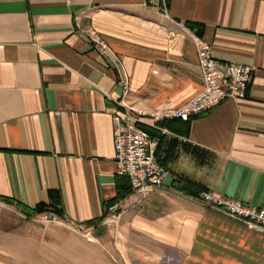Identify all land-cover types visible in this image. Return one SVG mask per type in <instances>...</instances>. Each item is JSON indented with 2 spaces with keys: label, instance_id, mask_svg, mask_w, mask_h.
Instances as JSON below:
<instances>
[{
  "label": "crops",
  "instance_id": "0c3cea01",
  "mask_svg": "<svg viewBox=\"0 0 264 264\" xmlns=\"http://www.w3.org/2000/svg\"><path fill=\"white\" fill-rule=\"evenodd\" d=\"M191 35L253 79L245 99L193 117L187 137L166 130L200 152L176 148L169 171L264 209V0H166L165 11L146 0H0V206L35 227L25 212L57 192L61 219L93 230L62 241L78 264H264V236L171 180L144 201L131 190L115 201L130 185L116 175L113 114L158 132L151 114L202 92ZM114 203L124 213L101 225ZM18 229L0 238L46 250Z\"/></svg>",
  "mask_w": 264,
  "mask_h": 264
},
{
  "label": "built area",
  "instance_id": "2783aa9c",
  "mask_svg": "<svg viewBox=\"0 0 264 264\" xmlns=\"http://www.w3.org/2000/svg\"><path fill=\"white\" fill-rule=\"evenodd\" d=\"M148 5L166 10V0H146ZM90 40L101 49L106 50L99 36L89 34ZM197 53V65L200 72L203 90L187 104L177 110H166L150 115L153 129L161 135L166 130L156 126L163 121L181 120L187 122L193 117L206 113L224 100H242L247 97L250 89L253 70L249 67L221 64L213 56L211 48L200 38L191 35ZM127 87V82H124ZM158 140L152 138L141 123L131 118H122L118 113L113 114V146L116 175L126 178L131 193L138 195L139 201H144L164 187L167 181L172 184L182 182L181 177L171 174L155 160V150ZM199 200L208 209L218 213H229V219L242 224L247 229L264 236V209L245 205L239 201L216 196L210 192H200ZM119 203L109 205L100 224L110 226L116 224L123 214ZM40 223H65L77 230L87 240L92 239L91 228L72 224L64 219L46 213L33 218Z\"/></svg>",
  "mask_w": 264,
  "mask_h": 264
},
{
  "label": "rangeland",
  "instance_id": "374dc122",
  "mask_svg": "<svg viewBox=\"0 0 264 264\" xmlns=\"http://www.w3.org/2000/svg\"><path fill=\"white\" fill-rule=\"evenodd\" d=\"M26 223L27 220L15 210L0 206V229L10 232L19 228L25 237L36 236L40 242L45 241L46 250L40 248L35 254L29 253L31 249L26 245L15 247L11 239L0 238V264H78L75 256L61 248L62 241L69 236L84 240L72 226L31 221L35 227H25Z\"/></svg>",
  "mask_w": 264,
  "mask_h": 264
},
{
  "label": "trees",
  "instance_id": "16d2710c",
  "mask_svg": "<svg viewBox=\"0 0 264 264\" xmlns=\"http://www.w3.org/2000/svg\"><path fill=\"white\" fill-rule=\"evenodd\" d=\"M192 119V118H191ZM191 119L187 122H183L181 120H172V121H163L159 123L157 126H159L161 129L168 130L174 134H181L184 137H187L189 133V127ZM174 125L179 126V128L182 129V131L178 132V130L174 129ZM149 135L152 138H155L158 140L156 150H155V160L156 162L163 168L169 171L168 164L175 158V149L181 148L182 150H191L192 154L200 155V152L197 149H191L185 144H180L176 139H166L165 135H161L159 132H152L146 128H144ZM173 187L182 193L183 195L190 196V197H198V194L200 192H204V188L200 187L197 184H194L192 182H189L185 179H182V182L179 184L173 185ZM130 193V189L124 194H121L117 197L115 201H118L120 198H124L125 195ZM50 199L51 204L50 205H41L36 208L34 212H25L24 216L26 218L32 219L33 217L46 214V213H52L60 218H62L61 210L59 208L60 201L59 196L57 192H51L50 193ZM7 202V200H5Z\"/></svg>",
  "mask_w": 264,
  "mask_h": 264
},
{
  "label": "bare ground",
  "instance_id": "6f19581e",
  "mask_svg": "<svg viewBox=\"0 0 264 264\" xmlns=\"http://www.w3.org/2000/svg\"><path fill=\"white\" fill-rule=\"evenodd\" d=\"M166 112V111H165ZM148 198H151V196H149ZM205 206V205H204ZM206 208H208V206H205ZM222 215H224L225 217L229 218V213H220Z\"/></svg>",
  "mask_w": 264,
  "mask_h": 264
}]
</instances>
